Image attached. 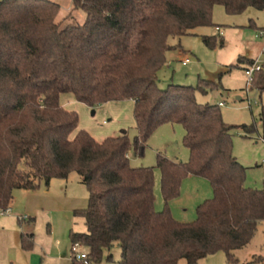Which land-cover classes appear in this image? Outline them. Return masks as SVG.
I'll list each match as a JSON object with an SVG mask.
<instances>
[{
    "label": "trees",
    "instance_id": "obj_1",
    "mask_svg": "<svg viewBox=\"0 0 264 264\" xmlns=\"http://www.w3.org/2000/svg\"><path fill=\"white\" fill-rule=\"evenodd\" d=\"M72 1L86 13L84 20H59L61 5L53 0H0V208L12 205L17 189L36 191L42 182L76 172L88 205L75 214L87 229L71 230L70 239L86 248L87 257L71 258V264L100 263L106 255L110 261L116 244L118 264H200L218 252L238 264L234 252L251 242L264 220V187L246 186L247 167L234 155V126L221 106L197 100L198 91L221 82L161 88L159 71L167 53L179 47L170 38L215 25V5L242 14L251 7L264 10V0ZM217 39L202 37L212 49L224 46ZM255 61L239 57L232 66ZM252 86L264 91V63ZM64 93L91 107L134 100V140L126 131L102 141L83 129L71 137L79 116L61 105ZM169 123L184 126L190 157L182 162L158 154L165 201L158 211L155 167L132 166L129 152L144 155L150 136ZM189 175L207 178L214 195L198 205L194 221L182 222L169 203ZM18 221L34 225L36 218ZM34 236L21 234L23 249L34 248Z\"/></svg>",
    "mask_w": 264,
    "mask_h": 264
},
{
    "label": "rangeland",
    "instance_id": "obj_2",
    "mask_svg": "<svg viewBox=\"0 0 264 264\" xmlns=\"http://www.w3.org/2000/svg\"><path fill=\"white\" fill-rule=\"evenodd\" d=\"M61 5L59 20L65 23L70 17L84 20L86 13L75 10L72 0H53ZM215 25L202 26L195 30L196 35L171 37L169 42L179 46L167 53V62L159 71V86L169 84L197 86L201 80L221 82L217 89L203 93L197 92L200 103L224 102L221 106L224 120L231 126L233 152L238 160L247 167L246 186L262 189L264 187V91L247 85L246 66L235 65L239 57L259 60L264 63V10L249 8L242 14H229L223 5H215L213 10ZM218 25L223 34H221ZM217 36V41L224 39V46L208 47L203 36ZM72 93L61 95V102L69 111H76L78 130L89 132L96 140L102 141L110 136L127 131L131 140L137 135L134 117L135 102L130 99L111 101L91 107L76 99H68ZM240 97V98H239ZM252 101V108L249 106ZM95 111V113H93ZM246 125L252 130H246ZM116 133V134H114ZM118 133V134H117ZM185 128L181 124H163L150 136L144 155L129 152L131 165L134 167H155V207L165 209L161 190V171L157 165L158 154H163L173 161L187 162L189 149L184 144ZM214 195L212 185L201 176L186 177L181 185L180 195L169 203L174 218L182 222H192L197 218V207ZM15 205L10 214H0V264H71L72 243L70 231L85 232L87 227L84 217L75 214L88 205V190L82 177L74 172L68 179L53 178L49 184L42 182L36 191L17 189L14 192ZM35 217L36 223L23 227L35 233L33 251L20 247L15 230H19L18 216ZM86 251L85 247L81 248ZM112 260L107 255L100 263L118 264L121 248L116 244L111 251ZM235 256L238 264H264V221L251 242ZM253 258V259H252ZM179 264H187L181 260ZM200 264H229L224 252L208 256Z\"/></svg>",
    "mask_w": 264,
    "mask_h": 264
},
{
    "label": "built area",
    "instance_id": "obj_3",
    "mask_svg": "<svg viewBox=\"0 0 264 264\" xmlns=\"http://www.w3.org/2000/svg\"><path fill=\"white\" fill-rule=\"evenodd\" d=\"M218 31L223 34V31L221 30L220 27H217ZM261 35L264 36V31L261 32ZM263 63L260 62L259 60H256L254 62L253 65L247 66L245 68V74L247 76V85L251 86L253 79H254V73L256 71H259L262 69ZM220 106L224 105V102H219ZM249 106L250 108H252V101L249 100ZM264 145V137L260 139ZM12 207H7L6 209H2L0 208V214L5 215V214H10L12 212ZM28 218V216H18V220H26ZM83 247V245L79 242L72 244V252L73 255H71V258H76L77 260H82L85 259L87 257V252L86 251H82L81 248Z\"/></svg>",
    "mask_w": 264,
    "mask_h": 264
},
{
    "label": "crops",
    "instance_id": "obj_4",
    "mask_svg": "<svg viewBox=\"0 0 264 264\" xmlns=\"http://www.w3.org/2000/svg\"><path fill=\"white\" fill-rule=\"evenodd\" d=\"M240 98V97H239ZM68 99H70V101L71 102H73L74 100L73 99H76L75 98V96L73 95V96H70ZM134 101V100H133ZM60 102H61V98H60ZM109 102H111V101H109ZM109 102H106V103H108V104H110ZM219 102H222V101H219ZM219 104V103H218ZM61 105L65 108V107H67L66 105H65V103H63V102H61ZM111 105V104H110ZM93 113H95V111L93 112ZM123 132H125V130H123L122 132H120L119 134H121V133H123ZM127 132V131H126ZM114 134H116V133H114ZM118 134V133H117ZM118 134V135H119ZM189 176H195V175H189ZM188 176V177H189ZM28 191H30V190H28ZM14 205H15V199L13 200V203H12V205H11V207L13 208L14 207ZM264 221V220H263ZM262 221V222H263ZM17 223H18V225L20 226V229L19 230H15V236H16V238L18 237V240H19V244H20V247L22 248V246H21V234L23 233V232H29V231H27V230H25L24 229V227H23V225H21L20 223H19V221L17 220ZM35 234V233H34ZM34 245H35V236H34ZM23 249V248H22ZM242 249V248H241ZM23 250H25V249H23ZM238 250H240V249H238ZM26 251H28V250H26ZM30 251H33V250H30ZM217 254V253H216ZM212 256V255H211ZM210 257V256H209ZM237 257V256H236ZM254 257H257V256H253V258ZM262 257V256H261ZM208 258V257H207ZM206 258V259H207ZM238 258V257H237ZM252 258V259H253ZM238 260H239V262H240V259L238 258ZM262 260H264V258L262 257ZM252 261V260H251Z\"/></svg>",
    "mask_w": 264,
    "mask_h": 264
}]
</instances>
